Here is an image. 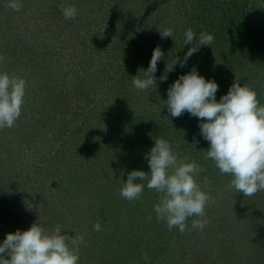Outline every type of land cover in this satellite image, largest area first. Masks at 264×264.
I'll list each match as a JSON object with an SVG mask.
<instances>
[{"label":"rangeland","instance_id":"obj_1","mask_svg":"<svg viewBox=\"0 0 264 264\" xmlns=\"http://www.w3.org/2000/svg\"><path fill=\"white\" fill-rule=\"evenodd\" d=\"M7 1L0 0V55L5 58L0 62V72H7L10 65L14 68L20 60L18 52L24 51L21 48L32 46L35 49V70L41 67L48 69L50 66L51 73L54 70L52 74L57 79L56 92L60 95L56 109L58 112H53L54 115L45 113L49 108L48 101H45L47 96H35V100H40L39 104L45 105V110L40 109L34 116V137L39 141L37 143L46 139L51 145L59 144V137L55 133H60V129L63 132L64 125L59 122L62 112L67 120L74 118V110L77 112L79 118L75 129L78 126L80 129L90 128L83 119L88 115L82 108L86 100L85 108H88V104L92 107L95 105L94 111L101 116L95 121L97 128L94 129V138L91 139V133L88 135L91 139L88 143L94 149L98 147V141L105 146L108 130H116L115 137L122 133L129 134V125L132 123L139 124L142 121L140 130L149 134L166 129L162 136L148 141L147 147L151 150L154 141L160 137L171 144L181 161H195L203 169L197 177V183L212 198L205 208V217L189 218L187 230L183 234L166 239L169 244L179 243L175 247L176 259H169L167 263L264 264V191L247 197L234 188L230 189L232 177L221 175L214 162L205 159L210 145L200 135L198 125L201 121L188 113L179 118H171L163 102L168 98V88L179 76L188 74L195 67L199 75L218 84L217 102L228 93L237 78L241 86L246 84L254 89L260 104L264 105V0H112L110 5L108 1L111 0H20L22 9L13 14L5 13L4 17L3 10ZM120 3L128 11L125 12V17L128 16L127 27L117 22L118 17L114 12L115 6ZM54 4L60 12L62 6L76 5L75 19L66 20L63 13L55 12L53 15ZM260 6L263 7L262 11H259ZM35 18L38 21L37 27L33 25ZM204 19L211 21V24L208 25ZM168 28L173 30L172 38H162L160 32ZM189 28L197 37L200 33L212 34L214 42L209 46H201L189 58L185 67L177 65L168 74L169 80L165 81L167 84L163 87L165 82H161L159 77L164 73L169 54L173 58L183 59L188 48L194 46L195 41L184 46V33ZM33 30L36 32L31 36L29 33ZM119 42L120 45L115 44L117 49L108 54L112 44ZM157 46L164 52V59L157 64V86L138 91L132 79L136 76L144 78L143 70L149 67L153 50ZM43 52L45 55L42 56ZM34 85L31 79L25 97L31 94ZM69 124L72 126V123ZM185 124L187 128L185 126L184 129ZM92 126L95 127L94 124ZM52 127H56L52 129L53 132L47 131V128L51 130ZM185 133L189 140L184 145L180 137L182 134L185 136ZM77 135L80 136V133ZM121 154L119 156L129 158V149ZM24 160L28 165L27 160ZM132 166L127 167L129 173L133 171ZM2 172L0 169V244L7 234H14L17 230L27 231L34 223L46 230L59 224L66 234L84 237V243L79 246V264L117 263L103 262L98 255L86 256L84 250L95 245L97 253L98 250H107L112 255V251L118 249V239L127 234L128 220L123 217V213L117 211V222L112 224V229L107 227L108 235H117L109 241L101 240L100 234L105 232L104 229L95 231L93 226L82 229L77 225L72 227L74 218L71 212L65 213V221H59V215L55 214L58 211L56 209H60V201L56 197L76 196L73 187L66 194V191H61L65 184L47 181L45 188L40 189L36 183L34 189L30 190V183L26 184L27 187L17 185L7 175L1 176ZM32 191L42 199L44 195L45 200L41 201L38 195H29ZM65 201L67 203L71 200L65 198ZM62 202L64 205V198ZM193 219L206 220V227L202 231L193 230ZM126 248L124 245L119 250L126 252ZM166 248L169 249V246ZM126 261L124 263L129 264Z\"/></svg>","mask_w":264,"mask_h":264},{"label":"clouds","instance_id":"obj_2","mask_svg":"<svg viewBox=\"0 0 264 264\" xmlns=\"http://www.w3.org/2000/svg\"><path fill=\"white\" fill-rule=\"evenodd\" d=\"M14 11H20V0H10L7 5ZM66 20L75 19L77 9L74 6L63 7ZM162 38H172L171 28L160 32ZM184 46L188 48L183 59L169 54L161 82L175 67L183 68L189 58L199 51L201 46L214 42L212 34L200 33L199 37L191 28L184 33ZM0 55V62L4 61ZM164 59L159 46L153 54L144 78L133 77L132 84L138 91L157 86V64ZM235 75V74H234ZM218 84L206 80L198 70H192L179 78L168 88L167 100L163 101L171 118H179L184 113L198 118L200 135L209 142L205 159L212 160L221 175L232 177L229 188L251 197L264 191V105L258 100V93L236 78L226 95L217 102ZM26 81L18 76L0 72V129L12 128L21 117L25 103ZM169 121V117L165 116ZM192 147L195 148V145ZM150 173L134 170L120 189V196L128 201L139 200L145 184L150 191L159 194V202L154 205L158 221H166L169 231L178 228L180 233L187 230V221L191 217H205V208L211 202L209 194L201 190L197 177L203 171L195 162L181 161L173 151L171 144L162 138L154 141V146L145 155ZM139 180V182H135ZM151 218V217H150ZM207 221L193 219L191 228L203 230ZM101 230L100 223L94 226ZM84 243L83 236H70L63 231L62 225L51 230L34 223L29 230L7 234L0 244V264H79V246ZM8 258H5V257Z\"/></svg>","mask_w":264,"mask_h":264},{"label":"trees","instance_id":"obj_3","mask_svg":"<svg viewBox=\"0 0 264 264\" xmlns=\"http://www.w3.org/2000/svg\"><path fill=\"white\" fill-rule=\"evenodd\" d=\"M9 2L10 0L7 1V5ZM111 3H113V1H108V5ZM55 5L56 4L52 7L53 15L55 12L62 14ZM114 9L118 17L117 22L123 23L122 26L127 27L129 24L127 23L128 16L125 17V12H128L126 7H123L120 3L117 4ZM262 9L263 7L260 6L259 11H262ZM15 12L16 11L10 9L8 6H5L3 10L4 17L6 16L5 13L13 14ZM205 20L208 25L211 24V21H208V19H204V21ZM60 22L61 21H59V23ZM33 25H35V27L38 26L36 18L35 21H33ZM63 25L65 26V24ZM157 31L158 29L156 32ZM35 32L36 31L33 30L29 34L32 36ZM33 43L35 44V42ZM115 44L120 45L121 43H113L108 54H112L113 50L117 49ZM21 49L24 51L18 52V54H20L18 57L20 60L16 62L14 68H11L10 65L7 72L10 76L14 75L26 80V87H28L31 79L35 85L31 94L29 93L28 96L25 97L26 107L23 105L21 117L16 121L15 126L12 128L0 129V149H2L0 153V169L3 170L1 176L7 175L9 180L24 187H27L26 184L29 185L30 183L32 186H29L31 187L30 190L34 189L36 183L40 189L45 188V183H47V181H59L61 182L60 185L67 184L66 186L63 185L61 189V191H66V194H68V192L71 191L70 188L73 187L76 196L56 197L58 202L60 201V209L57 208L56 210L58 211H55V214L59 215V221H65V213L71 212L70 215H73L74 218L71 222V226L77 225L81 227V229L83 227L89 228L96 223H100L101 230H105L104 233L100 234L101 240L109 241L112 237L117 235H108L106 232L108 231L107 227L112 229V224L117 222V211L123 213V217L128 220L126 228L127 234L118 239V249L112 251V255H110L111 253H108L107 250L106 252L98 250L97 253L96 247L93 245L84 250L86 256L92 255L95 257V255H98L103 262H117L115 264H118V262H120V264H125L124 262L127 258H129V260L126 262H129V264H168L167 260H175V247H177L179 243L174 242L175 244H169L166 239L170 240L172 236L179 237L182 233H180L178 228L169 231L166 221H158L156 219V213L153 209L154 205L159 202V194L155 191L148 190L147 181H144V192L139 200L128 201L120 196V189L123 183L127 181V176L129 174L127 167H129V165H133V171L142 170L146 174L150 173L148 162L145 159V155L150 152L149 147H147L148 141L154 140L156 136H162V133L166 129H162L160 133L149 134L140 130L142 121L139 124L132 123L129 125V129L131 130L129 134L122 133V135L115 137L116 130H108L107 136L104 133L106 138V143H104L105 146L103 142L98 141L99 145L94 149L88 142L96 135L94 129L97 128V124L95 121L101 116L97 115L98 113L94 111L93 107L95 105L92 107L88 104V108H85L84 105L87 103L86 100L85 102L83 101L82 108L87 111L88 115H85L83 119L90 128L80 129L77 125L78 129H75V124L79 118L77 112L74 110V118L72 120H67L65 118V113L62 112L59 115L61 117L59 122L64 125L62 128L63 132L60 129V133H55L61 142L59 141L57 146L51 145L46 139H44L43 142L37 143L39 141H36L37 138L34 137V116L36 113H39L40 109L45 110V105L39 104L40 100H35V96L41 97L42 94L46 95L47 98L45 101H48L49 108L45 113L54 115L55 113L53 112L59 111L56 109L58 108L57 102L60 99V95L56 92L57 79L56 76L52 74L54 70L51 73L52 67L49 66L47 67L48 69L41 67L36 71L33 65V60L35 59H33V56H35L34 47L28 46ZM119 50L122 52L121 46ZM43 55H45V52L42 53V56ZM9 70L11 72H9ZM15 70H17L16 74H14ZM4 71H6V69H4ZM165 84L167 83L165 82L163 87H165ZM49 120H52V118ZM48 123L55 125L50 121H48ZM69 123H72V126H70ZM93 124L95 127L92 126ZM100 124L101 123L98 125ZM185 126L187 128V124L183 125L184 129ZM55 128L56 127H52L50 128L51 130L47 128V131L53 132ZM78 132L80 136L77 135ZM90 133L92 134V136L90 135V137H92L91 139H89L88 136ZM59 134L61 135L59 136ZM86 134L87 136H85ZM187 138L188 135L186 133L185 136L182 134L180 142L184 143V145L188 144L186 141L189 139ZM128 149L130 153L129 158L119 156L120 152H122L121 155H123L124 151L128 152ZM22 155L27 160L28 165L25 164ZM46 157L48 160H45ZM122 168L123 172H121ZM21 177H23L22 180H25L24 183H22ZM32 194L40 196L38 193H33V191L29 192V195L32 196ZM48 198L47 196V199ZM62 198H64V205ZM65 198L71 201L66 203ZM40 200H45L44 195L43 199L40 196ZM84 203L87 204L84 206ZM127 240H129V242ZM124 245L128 247L126 248V252L119 250V247H123ZM168 246L169 249L166 248ZM103 248L106 249L105 247ZM117 255H120L121 258H118ZM163 255L165 256L162 259Z\"/></svg>","mask_w":264,"mask_h":264}]
</instances>
